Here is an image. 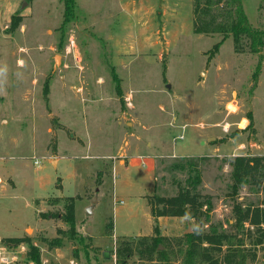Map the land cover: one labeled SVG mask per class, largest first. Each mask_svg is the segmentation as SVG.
Returning <instances> with one entry per match:
<instances>
[{
    "label": "rangeland",
    "instance_id": "374dc122",
    "mask_svg": "<svg viewBox=\"0 0 264 264\" xmlns=\"http://www.w3.org/2000/svg\"><path fill=\"white\" fill-rule=\"evenodd\" d=\"M195 4L78 0L65 22L62 0H0V264H118L120 250L126 264H164L147 250L155 224L160 249L183 264L194 222L169 215L152 226L148 206L185 184L186 171L167 169L182 158H203L213 221H234L237 201L264 206L258 185L231 194L230 165L264 156V48L244 39L238 49L232 36L217 47L223 33L196 29L209 15ZM243 4L264 29V0ZM218 6L211 15L223 21ZM68 198L75 229L63 218ZM247 227L251 246L258 226ZM253 248L263 263L264 246Z\"/></svg>",
    "mask_w": 264,
    "mask_h": 264
},
{
    "label": "trees",
    "instance_id": "16d2710c",
    "mask_svg": "<svg viewBox=\"0 0 264 264\" xmlns=\"http://www.w3.org/2000/svg\"><path fill=\"white\" fill-rule=\"evenodd\" d=\"M65 5V22L73 21L78 17V0H62ZM223 5L225 19L217 21L211 15L214 6ZM219 7V6H218ZM195 11L203 16L196 29L200 32L214 31L223 33L220 42L232 36L238 49L247 40L251 52L260 54L264 48V29L255 27L250 22L243 4V0H196ZM201 157L182 158L170 163L168 171H186L188 173L185 184L179 183L178 192L172 196H155L150 199L151 213L158 222L161 216H183L190 222H194L195 229L185 233L182 241L183 264H257V250L253 247L264 246V206L263 203H244L237 201L233 205V219L224 222L212 220L213 201L209 195L202 193ZM231 194L238 195L242 187L246 185L260 186L264 191V156L235 155L231 161ZM64 207L66 213L63 218L72 229L76 227L75 203L73 198L66 199ZM263 206V207H262ZM208 226L205 228V225ZM250 226H258L257 235L252 239L251 246L246 243V237L253 234ZM227 225V227H225ZM155 235L146 237L150 244L147 250L151 255L156 253L158 260L164 264H173L166 249H160L164 245L166 237L160 232L159 225L155 224ZM31 260L41 263V254L30 246ZM130 250L117 252L118 264H126ZM264 259V255H263ZM259 264H264L259 263Z\"/></svg>",
    "mask_w": 264,
    "mask_h": 264
},
{
    "label": "crops",
    "instance_id": "0c3cea01",
    "mask_svg": "<svg viewBox=\"0 0 264 264\" xmlns=\"http://www.w3.org/2000/svg\"><path fill=\"white\" fill-rule=\"evenodd\" d=\"M215 146H217V144H214ZM220 148V146L219 147H215V150L214 151H216V150H218ZM196 155H203V154H196ZM125 167H129V165H125ZM114 195H116V194H114ZM114 197H116V196H114ZM148 206H149V209H150V221H151V223H152V226H153V215H152V213H151V207H150V205L148 204ZM164 217L165 216H161L160 218H159V220H161V222H163V219H164ZM174 217H176V216H174ZM171 218V217H170ZM113 228H114V223H113ZM153 229V228H152ZM58 250V249H57ZM105 251V250H104ZM103 251V252H104ZM46 262H47V259L45 260ZM44 261V262H45ZM112 262V260H105L104 262H103V264H110Z\"/></svg>",
    "mask_w": 264,
    "mask_h": 264
},
{
    "label": "built area",
    "instance_id": "2783aa9c",
    "mask_svg": "<svg viewBox=\"0 0 264 264\" xmlns=\"http://www.w3.org/2000/svg\"><path fill=\"white\" fill-rule=\"evenodd\" d=\"M179 138H184L185 136L182 134V135H179L178 136ZM142 165L144 166V167H146L147 166V162L146 161H143L142 162ZM114 200H115V202H117V198L116 197H114ZM121 202H123V200H120ZM0 248H1V246H0ZM1 260L2 261H4V262H9L10 260L8 259V257L6 258V257H3V256H1Z\"/></svg>",
    "mask_w": 264,
    "mask_h": 264
},
{
    "label": "clouds",
    "instance_id": "9594fccd",
    "mask_svg": "<svg viewBox=\"0 0 264 264\" xmlns=\"http://www.w3.org/2000/svg\"><path fill=\"white\" fill-rule=\"evenodd\" d=\"M7 71L6 66L0 67V77L4 76V73ZM3 89V79H0V90Z\"/></svg>",
    "mask_w": 264,
    "mask_h": 264
},
{
    "label": "water",
    "instance_id": "95a60500",
    "mask_svg": "<svg viewBox=\"0 0 264 264\" xmlns=\"http://www.w3.org/2000/svg\"><path fill=\"white\" fill-rule=\"evenodd\" d=\"M59 61V58L58 57H56V63ZM168 87H170V84H168ZM96 201V200H95ZM103 256L105 257V258H110L111 257V252L109 251V250H105L104 252H103Z\"/></svg>",
    "mask_w": 264,
    "mask_h": 264
}]
</instances>
